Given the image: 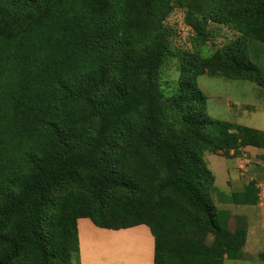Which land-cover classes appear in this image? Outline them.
<instances>
[{
	"label": "trees",
	"instance_id": "trees-1",
	"mask_svg": "<svg viewBox=\"0 0 264 264\" xmlns=\"http://www.w3.org/2000/svg\"><path fill=\"white\" fill-rule=\"evenodd\" d=\"M174 2L0 0V264H79L78 218L146 225L153 264L241 258L245 219L216 207L203 155L264 149V132L208 117L196 77L264 89V0L176 2L196 40L208 22L237 33L182 59L176 122L160 88ZM227 200L254 205L258 189Z\"/></svg>",
	"mask_w": 264,
	"mask_h": 264
},
{
	"label": "crops",
	"instance_id": "crops-1",
	"mask_svg": "<svg viewBox=\"0 0 264 264\" xmlns=\"http://www.w3.org/2000/svg\"><path fill=\"white\" fill-rule=\"evenodd\" d=\"M232 153L230 150L229 155ZM217 156L223 159L224 166L219 181L210 170L214 176V190L218 193L214 203L218 209L228 211L232 218L242 216L245 219L242 256L224 259L223 264H264V149L246 146L239 148L237 156ZM249 181L258 189L257 203H229L227 197L241 191ZM232 218L228 222L231 230L234 227ZM76 231L79 264H153L154 239L146 225L106 229L96 227L88 218H78Z\"/></svg>",
	"mask_w": 264,
	"mask_h": 264
},
{
	"label": "rangeland",
	"instance_id": "rangeland-1",
	"mask_svg": "<svg viewBox=\"0 0 264 264\" xmlns=\"http://www.w3.org/2000/svg\"><path fill=\"white\" fill-rule=\"evenodd\" d=\"M173 8L163 22L166 32L167 52L160 70V88L165 98L163 105L168 121H179L180 113L173 109L168 99L174 94L178 84L179 65L184 57L196 52L207 55L237 36L230 27L208 22L210 34L203 40H196L191 28L184 21L185 8L176 2L183 1L191 5H203L208 0H174ZM172 3V2H171ZM196 84L204 94L205 113L208 117L224 122L256 128L264 132V89L244 80H230L220 76H211L206 71L196 77ZM220 152L204 153L207 167L213 172L216 181L221 179L223 159ZM226 163H232L225 160ZM217 192L211 196L216 199ZM233 221V220H232ZM234 225V222H231ZM75 263V259H73Z\"/></svg>",
	"mask_w": 264,
	"mask_h": 264
}]
</instances>
